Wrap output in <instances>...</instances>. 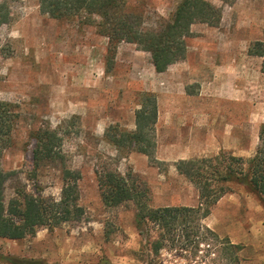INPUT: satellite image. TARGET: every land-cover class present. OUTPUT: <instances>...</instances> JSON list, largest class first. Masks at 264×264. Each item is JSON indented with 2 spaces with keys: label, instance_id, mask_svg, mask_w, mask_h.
<instances>
[{
  "label": "rangeland",
  "instance_id": "1",
  "mask_svg": "<svg viewBox=\"0 0 264 264\" xmlns=\"http://www.w3.org/2000/svg\"><path fill=\"white\" fill-rule=\"evenodd\" d=\"M181 0H125L146 29L169 21ZM221 8L218 26L197 23L186 39L188 56L158 74L151 54L121 42L111 59L109 39L79 18L55 19L39 0H14L12 19L0 28V101L13 105L18 125L1 159L32 192L59 198L63 172L46 165L38 180L35 141L41 127L58 131L66 167L79 171L80 205L75 222L40 229L22 240L0 238V264L11 259L46 264H224L217 247L189 242L159 253L146 245L133 203L103 205L97 172L103 166L131 173L148 189L151 207L197 206L199 195L176 169L180 160L231 152L245 161L260 145L264 123L262 59L249 54L264 40V0H208ZM144 92L157 96L156 163L112 145L118 130L134 131ZM14 193L8 185L7 198ZM205 224L220 238L241 245L240 264H264V205L233 185Z\"/></svg>",
  "mask_w": 264,
  "mask_h": 264
},
{
  "label": "trees",
  "instance_id": "2",
  "mask_svg": "<svg viewBox=\"0 0 264 264\" xmlns=\"http://www.w3.org/2000/svg\"><path fill=\"white\" fill-rule=\"evenodd\" d=\"M0 0V28L12 19V2ZM232 3L234 0H222ZM42 13L55 19L79 18L94 25L99 34L109 39L111 59L121 42L137 45L151 54L152 64L158 73L187 56L186 39L192 36V26L197 23L216 27L220 24L222 10L208 0H181L172 18L159 29H146L133 15L125 0H39ZM249 54L262 59L264 72V40L254 42ZM158 121L157 96L144 92L136 110L134 131L118 130L107 133L108 141L128 152L146 155L156 163V124ZM18 125V113L13 105L0 101V238L22 240L35 236L42 228L53 229L78 221L84 215L80 205L79 171L66 167L62 152V137L58 131L41 127L31 133L34 169L28 180H38V171L46 165H59L63 172V189L59 198L46 197L32 192L27 183L19 180L16 170L6 171L1 159L12 145V133ZM177 172L198 192L197 206L151 207L148 189L131 173L121 174L108 166L97 172L100 198L107 208H117L133 203L135 223L146 245L156 254L166 247L183 244H207L217 247L223 254L224 264H240L241 245L222 239L205 224L212 208L227 194L232 186L245 187L264 205V123L260 129V145L253 157L245 161L231 152L197 159L180 160ZM8 185L14 193L7 198ZM15 264H46L42 260L11 259ZM107 264V263H105Z\"/></svg>",
  "mask_w": 264,
  "mask_h": 264
},
{
  "label": "crops",
  "instance_id": "3",
  "mask_svg": "<svg viewBox=\"0 0 264 264\" xmlns=\"http://www.w3.org/2000/svg\"><path fill=\"white\" fill-rule=\"evenodd\" d=\"M189 51L187 50V56H188V53ZM187 56H186V58H187ZM177 64V63H176ZM175 65V64H174ZM175 66H170L168 69H167V71L166 72H163V73H158V74H161V75H163V74H167V72H169L172 68H174Z\"/></svg>",
  "mask_w": 264,
  "mask_h": 264
}]
</instances>
